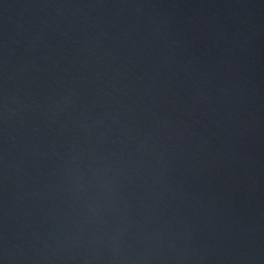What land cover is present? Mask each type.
Listing matches in <instances>:
<instances>
[{"label": "water", "instance_id": "95a60500", "mask_svg": "<svg viewBox=\"0 0 264 264\" xmlns=\"http://www.w3.org/2000/svg\"><path fill=\"white\" fill-rule=\"evenodd\" d=\"M0 264H264V0H0Z\"/></svg>", "mask_w": 264, "mask_h": 264}]
</instances>
